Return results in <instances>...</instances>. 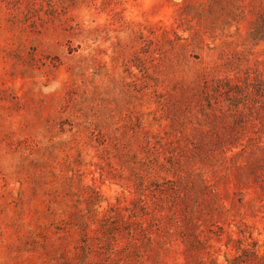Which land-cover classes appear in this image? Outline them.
Instances as JSON below:
<instances>
[{
	"label": "rangeland",
	"instance_id": "obj_1",
	"mask_svg": "<svg viewBox=\"0 0 264 264\" xmlns=\"http://www.w3.org/2000/svg\"><path fill=\"white\" fill-rule=\"evenodd\" d=\"M0 264H264V0H0Z\"/></svg>",
	"mask_w": 264,
	"mask_h": 264
}]
</instances>
